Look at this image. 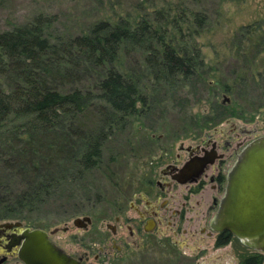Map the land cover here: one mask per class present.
<instances>
[{"label":"rangeland","instance_id":"obj_1","mask_svg":"<svg viewBox=\"0 0 264 264\" xmlns=\"http://www.w3.org/2000/svg\"><path fill=\"white\" fill-rule=\"evenodd\" d=\"M196 11L205 15L203 27L199 33L186 35V27L191 25L192 31L197 29L192 19ZM38 13L52 17L47 28L52 35L63 36L81 33L99 19L114 21L125 17L133 22L146 17L165 22L167 29L175 21L185 33L181 39L200 49L202 64L195 74L179 77L168 87L154 81L139 50L120 52L116 70L130 73L134 79L139 76L144 102L136 103L138 112L122 124L108 127L101 120L96 104L87 107L79 127L102 128L107 132L98 164L82 172L66 171L62 167L50 171L54 188H50L43 201L0 221L18 219L45 230L57 226L54 233H48L50 238L70 252L86 250L87 262L91 264H189L175 255L171 250L174 246L166 244L165 250L152 251L142 249L130 237L125 238V222L113 219L115 203H122L125 208L127 195L138 188V178L148 168L150 155L158 147L176 150L180 141L185 145L203 131L219 139L223 135L218 131H228L231 122L236 131L243 126L252 130V134L264 133V78L259 74L264 69V0H0V30L25 22ZM167 37L173 39L170 34ZM94 78L92 72L63 88L77 86L94 90ZM63 130H54L57 133L52 137H58ZM21 131L5 130L0 137L2 192L6 186L17 194L25 185L17 164L3 160L9 154L6 144L15 135L26 137ZM70 136L74 138L73 134ZM244 136L248 139L252 135ZM43 173L37 172V180ZM84 214L90 217L85 229L71 224L72 217ZM64 222L67 228L60 230ZM106 223L114 224L116 232L112 233ZM110 237L122 243L120 256L116 258L109 253L95 260L93 254L99 245L113 252ZM237 243L234 239L230 245L236 250ZM182 249L189 253L188 248ZM262 256L260 264H264V252ZM225 263L218 260L215 264Z\"/></svg>","mask_w":264,"mask_h":264},{"label":"trees","instance_id":"obj_2","mask_svg":"<svg viewBox=\"0 0 264 264\" xmlns=\"http://www.w3.org/2000/svg\"><path fill=\"white\" fill-rule=\"evenodd\" d=\"M192 19L197 29L186 27V35L199 33L205 15L196 11ZM51 22L52 17L38 13L0 30V137L5 130L26 134L15 135L5 146L9 154L3 160L17 164L25 185L17 194L0 187V218L15 217L41 203L54 186L50 171L57 167L82 172L98 164L107 132L79 127L87 107L96 104L108 127L138 112L136 103L144 102L139 76L116 70L120 52L139 50L154 81L168 87L179 77L195 74L202 64L200 49L181 39L185 33L175 21L167 29L165 22L146 17L133 22L125 17L99 19L85 31L66 36L52 35L47 30ZM92 72L94 90L63 88ZM259 74L263 79L264 69ZM39 171L44 173L37 180ZM261 261L262 255L256 254L250 264Z\"/></svg>","mask_w":264,"mask_h":264},{"label":"flooded vegetation","instance_id":"obj_3","mask_svg":"<svg viewBox=\"0 0 264 264\" xmlns=\"http://www.w3.org/2000/svg\"><path fill=\"white\" fill-rule=\"evenodd\" d=\"M230 124L228 131H218L223 135L219 139L203 131L185 145L180 141L176 150L158 147L157 152L150 155L149 166L138 178V188L127 195L125 208L122 203H115L113 219L125 222V238L130 237L142 249L152 251L155 248L163 251L166 244L174 246L171 250L175 255L189 264H215L218 260H225V264H250L256 254L262 255L226 229L214 230L210 225L231 163L246 141L256 136L250 129L239 126L236 131L235 125ZM244 134L252 136L245 139ZM4 221H0V264H26L20 257L22 233L25 228L34 227L18 219L10 220L12 223ZM110 227L115 233V225L110 224ZM47 236L61 252L79 264H91L87 262L86 250L70 252L54 242L49 234ZM234 239L238 242L236 250L230 245ZM109 241L113 252L99 245L97 253L93 254L95 260L109 253L116 258L120 256L122 243L113 237ZM182 248H188L189 253H184Z\"/></svg>","mask_w":264,"mask_h":264},{"label":"water","instance_id":"obj_4","mask_svg":"<svg viewBox=\"0 0 264 264\" xmlns=\"http://www.w3.org/2000/svg\"><path fill=\"white\" fill-rule=\"evenodd\" d=\"M89 223L90 217L85 214L71 219V224L82 229ZM210 225L214 230L226 229L244 245L264 252V133L246 141L231 163ZM106 227L111 228L109 223ZM59 228L65 230L66 222ZM57 229V226L49 230L25 228L20 253L22 260L26 264H79L48 238L47 234Z\"/></svg>","mask_w":264,"mask_h":264}]
</instances>
